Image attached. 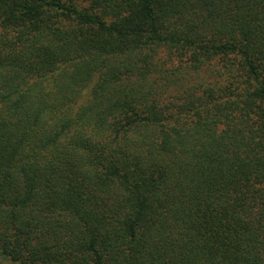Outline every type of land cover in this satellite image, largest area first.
<instances>
[{
  "label": "trees",
  "instance_id": "16d2710c",
  "mask_svg": "<svg viewBox=\"0 0 264 264\" xmlns=\"http://www.w3.org/2000/svg\"><path fill=\"white\" fill-rule=\"evenodd\" d=\"M0 264H264V0H0Z\"/></svg>",
  "mask_w": 264,
  "mask_h": 264
}]
</instances>
